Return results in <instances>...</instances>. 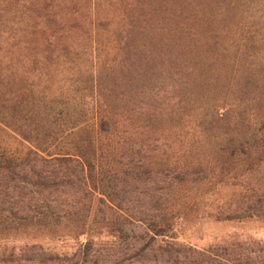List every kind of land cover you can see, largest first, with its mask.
<instances>
[{"label":"trees","instance_id":"trees-1","mask_svg":"<svg viewBox=\"0 0 264 264\" xmlns=\"http://www.w3.org/2000/svg\"><path fill=\"white\" fill-rule=\"evenodd\" d=\"M26 1L39 27L0 29V241L73 240L88 264L112 237L114 256L181 264L180 222L264 216V0H120L117 21ZM192 121L190 160L163 158Z\"/></svg>","mask_w":264,"mask_h":264},{"label":"rangeland","instance_id":"rangeland-1","mask_svg":"<svg viewBox=\"0 0 264 264\" xmlns=\"http://www.w3.org/2000/svg\"><path fill=\"white\" fill-rule=\"evenodd\" d=\"M118 3L120 4V0H96V7L93 6V12H95V16L100 21L118 19L122 12ZM84 4L88 7V0L80 2L81 7ZM35 15L26 0H0V21L2 23L5 21L4 25H0V29H4L10 35L18 31H28L30 33L36 30L39 27L36 23L40 22V19L36 20ZM72 19L73 15L67 12L62 13L58 17V20L64 24ZM37 37L39 35L33 38L29 37L30 47L34 46L31 42L32 40L35 41ZM215 92L217 91L215 90ZM209 96L207 98L210 101H207L211 105L213 99L216 100L218 97L217 93L214 95V92L211 95L209 92ZM202 99L201 96L200 101ZM238 99L241 98H237V101ZM203 105H206V103ZM198 132L200 131L196 128L193 121L191 123L184 122L183 141H174V143L168 141L166 145L170 150L167 151V155L163 156V158L172 157L176 150L183 146V155H180L179 159L185 165L190 160L186 146L192 134L194 133L199 139L203 140L201 135H197L199 134ZM143 138V136H139L136 140L140 141ZM206 158L210 159L209 157ZM186 188L188 187H183V190H186ZM224 193L232 194L230 190H225ZM226 197L227 195L222 198ZM135 231L137 235L144 234L143 227L139 226ZM136 239L138 238H135L132 244H136ZM145 241L146 239L140 240V246ZM94 243L92 254L88 258V264H108L117 261L122 262L119 264H137V260L130 256L132 255L131 252L128 255H113L118 247L124 249L126 246L120 244L119 241L117 242L112 237H103ZM174 244L180 246L181 253L179 258L182 262L181 264H201L203 259L208 264H264V216L229 223H216L208 218L195 220L191 217L176 226ZM158 245L164 247L165 243L158 240ZM157 246L155 249H157ZM78 247L79 245L75 241L69 239L58 241L36 233L19 234L0 241V261H5L4 264H74L78 260L74 256ZM189 249L193 250V252H190ZM41 255H46L48 261L42 262ZM147 260H145L146 263L148 262ZM145 262H138V264H144Z\"/></svg>","mask_w":264,"mask_h":264}]
</instances>
